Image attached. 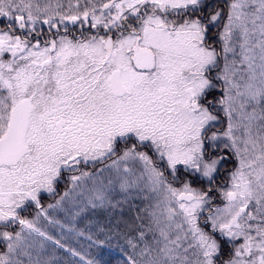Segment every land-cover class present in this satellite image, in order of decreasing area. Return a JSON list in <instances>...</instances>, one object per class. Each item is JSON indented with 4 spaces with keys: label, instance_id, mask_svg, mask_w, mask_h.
Segmentation results:
<instances>
[{
    "label": "snow or ice",
    "instance_id": "snow-or-ice-1",
    "mask_svg": "<svg viewBox=\"0 0 264 264\" xmlns=\"http://www.w3.org/2000/svg\"><path fill=\"white\" fill-rule=\"evenodd\" d=\"M56 17L106 35L41 47L35 25ZM0 24V264H44L37 247H65L39 224L64 228L42 194L65 172L72 189L49 207L90 180L77 215L115 207L112 192L162 194L153 243L129 264H264V0H67L66 11L61 0H0ZM225 150L236 160L227 203L201 225L208 193L173 187L178 166L211 185ZM89 161L98 171H80Z\"/></svg>",
    "mask_w": 264,
    "mask_h": 264
},
{
    "label": "trees",
    "instance_id": "trees-1",
    "mask_svg": "<svg viewBox=\"0 0 264 264\" xmlns=\"http://www.w3.org/2000/svg\"><path fill=\"white\" fill-rule=\"evenodd\" d=\"M65 4V11L67 10V0H61ZM75 2V0H73ZM53 6L56 4V0H52ZM6 21V18H4ZM54 23L55 27H49V25L44 24L43 21L37 22L35 25L36 32H39L40 42H43L45 39H59L62 35H68L69 39L75 37L76 39H82L85 37L93 36L92 31H88L84 28V24L81 25L77 22L76 25L71 24L68 21L64 23H59V17H56ZM89 25V23H87ZM0 27H4L3 24H0ZM31 27V26H30ZM69 30L67 33L65 32V28ZM102 26H97L98 31H103ZM36 32H33V35H36ZM72 32V36L69 33ZM17 34H19V30H17ZM77 36V37H76ZM35 42V41H33ZM88 165V164H87ZM86 166V165H85ZM103 165L101 164L100 167ZM223 166H226L224 164ZM80 171L81 167L78 166ZM96 169V168H95ZM80 171H77L75 174L79 175ZM85 171L92 173L87 167ZM97 169L95 170V172ZM69 173L65 172L61 178V182L57 185V193L54 195L42 194V204L43 206L55 205L60 197L63 195L65 191L70 190V182H69ZM185 177H191L187 172L185 173ZM100 209H88L86 213V219L83 222L84 228L82 229V225L78 226L77 232L81 233L83 236H86L87 239L78 235L68 234V232H64L60 228H57L54 225H51L45 221L43 230L48 232L53 238L60 240L61 243L65 245L68 249H71L78 253L80 256H83L85 260L93 261L94 264H129L127 260L123 257L110 252L105 249L107 247L116 251L119 254L127 256L129 259L134 258L136 260L142 259L140 253L142 249H145V244L142 242L143 238L140 236H126V243L119 242V235L117 234L118 230V221L114 217H106L102 219L100 217ZM41 227V225H40ZM142 231V228H140ZM131 240L136 247V251H134L132 246L128 243ZM48 249L46 251H38L39 258L44 262V264H84L79 261L71 254L64 252L60 248L48 243L44 242ZM101 245V246H100ZM36 255V253H34Z\"/></svg>",
    "mask_w": 264,
    "mask_h": 264
},
{
    "label": "rangeland",
    "instance_id": "rangeland-1",
    "mask_svg": "<svg viewBox=\"0 0 264 264\" xmlns=\"http://www.w3.org/2000/svg\"><path fill=\"white\" fill-rule=\"evenodd\" d=\"M84 27H86L85 29H87L88 31H92L93 35H97V34H99L101 36L106 35L105 30H104V32H100L96 28L95 29L91 28L90 24L87 25V23H84ZM107 35H113V33H107ZM113 38H115V36H113ZM33 43H35V42H33ZM43 46H44V43L41 42V47H43ZM8 58H10V57H8ZM221 86H222V82H221ZM216 96H217V98H219V96H220L219 91L216 94ZM225 153H227V150H225ZM149 155H151V154L149 153ZM227 157L228 158L226 160L221 162V165L226 164L225 167L228 169V172L230 175V178H229L228 183H227L228 186L225 189V191H228L231 189V186H232L231 173L235 170V167H236L235 158L232 157L230 153H227ZM156 161L159 162V165L161 163L164 164V166L160 165V167L162 169L166 166V161L161 162L159 160L158 156H156ZM91 163H93V162L90 161V164H88L89 167H93L92 166L93 164H91ZM109 163H111V161H109ZM220 166H219V168H220ZM178 168H179V171H178L177 175H178L179 179L175 182L176 184H178V182L181 181L182 177L185 174V171H187V173L192 178H187L186 180L192 188L194 187L193 185H191L192 183H194V184H199V183L202 184L203 183L202 186H205L208 189L209 188L212 189L214 181L211 183V185H209V182L205 178L199 177V174L194 173L193 170H191V169L185 170L183 165L178 166ZM137 170H139V168L136 169V174L138 175L139 172ZM181 170L183 172H181ZM227 174L228 173H226L225 176H227ZM109 175H110L109 172L105 171L104 177L106 178ZM215 175H216V179H217L219 177L218 173H216ZM169 178L171 179V177H169ZM174 184H173V187H176V185H174ZM84 185H85L84 188L75 189V190L71 191L70 196L65 199V201L61 204V206L56 207L57 211H58V215L60 213H63V215H64V218L58 219V221H60V222L62 221V224L64 225V228H62V229L60 228V229L61 230L64 229V232H68V234H72V235L78 234L80 236H83L81 233L77 232V229H78L77 227L81 226L83 224L82 229L84 228L83 222L86 219V213L85 212H87V210L90 207L84 209L83 211H80L78 215L76 214L77 208L79 206H81L79 193L81 191H86L87 188H90L92 186V181L86 180V181H84ZM180 187H182V186H179L177 188H180ZM71 189H72V185L70 187V190ZM106 191H110V189H106ZM117 191H118V188H117ZM197 191H199V190H197ZM207 191L208 190H202V192H207ZM210 193H209L210 195H208V203H206L204 205V210L200 213L199 223L201 225L204 224L205 218L209 215L208 212H209L210 207L212 205L213 206L215 205L212 209V211H213L217 207H219V208L225 207V205L227 203L226 200L224 199V196H223L224 192H222V190L219 193V195L217 196V198L214 197L213 191H210ZM112 195L114 197H116L113 200V204L115 205V207H107L106 206L105 208L100 209L101 212L99 215H100V217H102V219H104L106 217L116 218V220L118 221L117 234L119 235V242L126 243V236L127 235L137 236V233H139V229L142 228V231H140L141 233H144V235L142 237L143 238L142 242L145 243V246L151 245L153 243V234L148 229L149 213L151 211L155 210V205L163 198L162 194L153 193L147 187H144L143 189L134 187L131 190H129L128 193H121L119 196H116V192H112ZM215 199H217V200H215ZM90 209H92V208H90ZM69 228H71L72 231H69L68 230ZM83 237H86V236H83ZM46 249H48V248L45 245H44L42 250L37 247L34 253H37L39 250L40 251H44V250L46 251ZM60 249H62L64 252H67L68 254H72L71 251L67 250L68 249L67 247L60 248ZM132 249L134 251H136V249H134V248H132ZM73 257H75L76 259H78L79 261H81L85 264L87 262V260H85V259L81 260L80 259L81 256L79 254L76 256H73ZM35 258H36V255L33 254V259H35Z\"/></svg>",
    "mask_w": 264,
    "mask_h": 264
},
{
    "label": "flooded vegetation",
    "instance_id": "flooded-vegetation-1",
    "mask_svg": "<svg viewBox=\"0 0 264 264\" xmlns=\"http://www.w3.org/2000/svg\"><path fill=\"white\" fill-rule=\"evenodd\" d=\"M209 2L210 3H214L215 2V0H209ZM214 31L213 32H215L216 30L215 29H213ZM116 34H118V33H116ZM210 35H211V33H210ZM213 39H215V37L213 36ZM217 47H218V45H217ZM221 88H222V86H221V82H217V87L214 89V93H215V95L218 93V91L220 92V90H221ZM217 97V96H216ZM210 99L212 98L211 96L209 97ZM222 115V114H221ZM151 155H153L152 153H151V151L149 152ZM153 156H155V155H153ZM81 167H83L84 168V164H81ZM227 171H228V169L226 168L225 170H222V172L219 174V177L213 182V186H212V189H208V188H204L203 187V190H208L207 191V193L209 192L210 193V191H213V195H214V197L215 198H217V196L219 195V190L221 191L222 189H225L226 187H227V182H226V180L224 179V176H225V174L227 173ZM181 173V172H180ZM218 182H219V184H218ZM223 191V190H222ZM208 193V195H210ZM215 200H217V199H215ZM25 216H26V218H28V217H32V218H34L35 217V211H33V212H31V213H25L24 214ZM0 230H2V229H0ZM16 230L18 231L19 229H18V226H17V228H16ZM6 245L4 244V242H2V241H0V253H2V252H6Z\"/></svg>",
    "mask_w": 264,
    "mask_h": 264
}]
</instances>
